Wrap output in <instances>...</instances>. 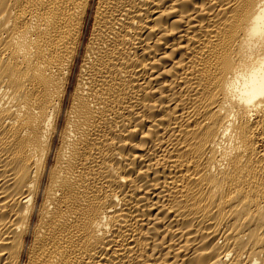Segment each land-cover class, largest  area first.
I'll return each instance as SVG.
<instances>
[{"label": "bare ground", "instance_id": "1", "mask_svg": "<svg viewBox=\"0 0 264 264\" xmlns=\"http://www.w3.org/2000/svg\"><path fill=\"white\" fill-rule=\"evenodd\" d=\"M0 264H264V0H0Z\"/></svg>", "mask_w": 264, "mask_h": 264}]
</instances>
